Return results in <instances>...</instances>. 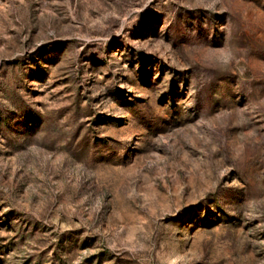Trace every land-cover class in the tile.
<instances>
[{
    "label": "rangeland",
    "instance_id": "rangeland-1",
    "mask_svg": "<svg viewBox=\"0 0 264 264\" xmlns=\"http://www.w3.org/2000/svg\"><path fill=\"white\" fill-rule=\"evenodd\" d=\"M0 264H264V0H0Z\"/></svg>",
    "mask_w": 264,
    "mask_h": 264
}]
</instances>
